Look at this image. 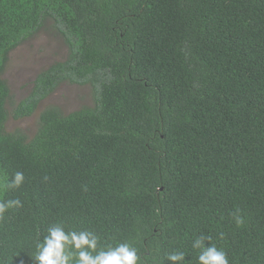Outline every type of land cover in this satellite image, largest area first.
I'll use <instances>...</instances> for the list:
<instances>
[{
	"label": "trees",
	"instance_id": "obj_1",
	"mask_svg": "<svg viewBox=\"0 0 264 264\" xmlns=\"http://www.w3.org/2000/svg\"><path fill=\"white\" fill-rule=\"evenodd\" d=\"M42 29L66 55L8 111L10 53ZM66 82L90 104L38 111ZM37 111L32 136L6 129ZM17 199L0 264H38L54 224L130 243L138 264H198L202 235L264 264V0H0V201Z\"/></svg>",
	"mask_w": 264,
	"mask_h": 264
},
{
	"label": "clouds",
	"instance_id": "obj_2",
	"mask_svg": "<svg viewBox=\"0 0 264 264\" xmlns=\"http://www.w3.org/2000/svg\"><path fill=\"white\" fill-rule=\"evenodd\" d=\"M24 180L22 172H16L7 184L9 188L19 187ZM21 206L20 200L0 201V217L10 208ZM233 218L239 227L243 217L234 213ZM211 237L200 236L192 247L199 249L198 264H229L226 252L215 245L205 246V240ZM98 237L91 231H68L61 224H54L47 229V235L37 244L34 256L38 264H138L139 256L136 248L130 243H118L114 247L97 248ZM167 259L173 262L184 259L183 252H172Z\"/></svg>",
	"mask_w": 264,
	"mask_h": 264
},
{
	"label": "rangeland",
	"instance_id": "obj_3",
	"mask_svg": "<svg viewBox=\"0 0 264 264\" xmlns=\"http://www.w3.org/2000/svg\"><path fill=\"white\" fill-rule=\"evenodd\" d=\"M65 55L66 48L62 39L49 29H42L35 37L13 50L3 74L11 92V99L7 103L8 111L28 94L33 79L42 69L55 60L63 59ZM89 104L87 86L66 82L40 104L38 111L48 105H57L64 113H69ZM38 111L24 119H14L10 116L6 122V129L8 131L20 129L28 136H32L36 130Z\"/></svg>",
	"mask_w": 264,
	"mask_h": 264
}]
</instances>
